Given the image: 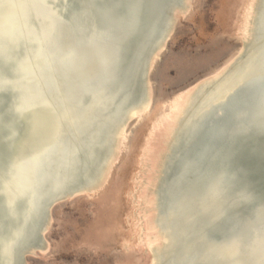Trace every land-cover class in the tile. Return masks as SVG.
I'll use <instances>...</instances> for the list:
<instances>
[{
	"label": "water",
	"instance_id": "95a60500",
	"mask_svg": "<svg viewBox=\"0 0 264 264\" xmlns=\"http://www.w3.org/2000/svg\"><path fill=\"white\" fill-rule=\"evenodd\" d=\"M185 5L187 0H0V11L14 8L11 15L0 13V139L13 152L0 166V264H25L31 248L46 241L54 205L72 197L77 182L86 186L101 178L132 108L149 99L150 87L156 97L148 82L161 55L155 53L172 35L175 8ZM145 11L153 16L147 24ZM159 22L162 32L153 43ZM138 38L143 43L128 55ZM239 43L243 51L193 90L170 128L154 186L155 222L164 237L153 250L158 264H246L240 250L225 263L214 255L229 242L264 247V203L236 190L229 169L212 173L204 155L195 161L187 155L215 122L218 138L264 132V0L254 1ZM138 71L141 97L130 104L128 83ZM40 110L57 111V121L51 136L25 151L19 127L29 126V136L37 126L30 117ZM217 153L212 147V157L219 159Z\"/></svg>",
	"mask_w": 264,
	"mask_h": 264
},
{
	"label": "rangeland",
	"instance_id": "374dc122",
	"mask_svg": "<svg viewBox=\"0 0 264 264\" xmlns=\"http://www.w3.org/2000/svg\"><path fill=\"white\" fill-rule=\"evenodd\" d=\"M248 1L193 0L190 16L178 22L172 40L158 60L151 79L156 94L151 113L128 129L126 146L105 188L95 197L55 205L51 210L53 224L46 233L50 255H27L25 264H148L145 248L139 246L136 250L129 194L150 124L161 99L217 67L235 51ZM138 228L144 231V219L139 221ZM125 241L129 249L123 245Z\"/></svg>",
	"mask_w": 264,
	"mask_h": 264
},
{
	"label": "bare ground",
	"instance_id": "6f19581e",
	"mask_svg": "<svg viewBox=\"0 0 264 264\" xmlns=\"http://www.w3.org/2000/svg\"><path fill=\"white\" fill-rule=\"evenodd\" d=\"M254 1L255 0L248 1L245 12L242 14L243 23L241 26H239L240 39L246 38L248 29L250 28V18ZM192 3L193 0H187V5L180 7L178 6L175 8L174 17L176 20V25L174 27L172 35L167 40H165L164 43L160 44V46L157 48L158 50L155 53V56H158L159 54H162L166 51L167 46L172 40L173 35L176 31L175 28H177L178 22L185 21L190 16L192 11ZM13 10L14 8L6 7L3 8L0 13H4L3 17H5L6 15H11V12ZM122 12L123 10L120 8L118 13L121 14ZM152 19L153 16L151 15V13L145 11L142 16V20L144 21V23L147 24L151 22ZM162 28L163 25L159 22L156 25V31L154 35L151 37L153 43L156 39H158L160 32H162ZM151 39L148 41L149 43H147V45L145 46L146 52L152 47L153 43ZM142 43V41L140 43L139 38L137 40H134L133 44L131 43L128 46L127 54L132 55L133 53L134 55L137 46L141 45ZM242 45L243 44L239 43V45H237V47L235 48V51L231 55H229L220 65L207 71L202 76L197 77V79H195L189 85L174 92L170 97L161 99L159 102L158 111L150 124L149 133L137 159L138 170L133 177V190L129 194L132 203L130 226L131 230L134 232L135 235L136 250L138 251V249L142 246L145 248V251L149 254L148 264H158L156 260V252H154L153 250L161 244L164 238L162 231L159 228V225L155 222L156 211L154 186L157 177L160 156L161 153L165 150L166 143L170 134V128L173 126L175 118L180 112V108L183 106L184 102L186 101L188 96L193 92V90H195V88H197L203 82H206L207 80L218 76V74H220L222 70H224L226 66H228V64H230L234 60L237 54L243 51ZM1 71H5L7 73V70H4L3 68L1 69ZM138 76L139 71L135 73L132 80L128 83V86L131 85L128 97V102L130 104H136L141 97ZM58 81L61 85L62 80L58 79ZM148 82L151 86L152 80L149 79ZM65 87L66 86L64 85V90ZM150 89L151 90L149 99L139 106H134L129 113L127 122L123 123L120 126L117 134V140L114 145V152L110 156L101 178L97 180V182L86 186H82L81 182H77L73 186V193L75 194L72 197L67 196V198H65L63 201H66L68 203L80 197L92 198L95 197L100 191L105 188L106 184L111 178V175H113L112 172L119 163L120 157L122 155V148L126 146L125 142L128 138V129L131 125H133L132 127H134L135 125L140 124L151 113L155 99L152 87H150ZM8 98H6L5 96L3 101L7 103ZM255 98L256 97L254 96L248 98L247 103H249L250 107L255 104ZM56 113L58 112L56 111ZM55 114L40 110L37 114L31 116L30 120L32 121V123L36 122L37 126L36 128H32L31 126V131L28 132L29 136H27L26 134L27 130L30 129L29 126H27L28 129L26 126L19 127V133L21 132V136L23 137V139H25V151L29 150L32 144H34L35 147L40 145L41 142L39 141L44 135L51 136L52 126L57 121V117ZM11 117V115H6L5 119L10 120ZM224 122L226 125L229 126V117L225 118ZM219 123L220 122H215L211 128V131L202 132L201 135L198 137L199 139L194 144L192 152H189L187 155L190 159H192V161H195V158L197 156L204 155L206 158L207 167L211 170L212 173H220L222 171L224 172V170L226 169H229V171L233 173V184L235 189L246 190L253 193L256 197V203L258 205H261L262 203H264V132L259 134L251 132L245 136L239 137L234 140H231V138H227V136H222L221 138H218L215 136L214 132L220 126ZM3 145L4 142H2L0 139V166L5 165L11 158V155L13 153L10 151L11 149L8 151ZM212 147L218 150L219 153H217V155L220 156L219 159L216 157H212ZM17 153L18 150L16 151L15 155H17ZM31 154L32 152L29 151L26 157L30 156ZM102 155L103 152H100L98 154V156ZM18 156L19 154L17 155V157ZM192 165L195 171L201 172V170L198 169V164L194 165L192 163ZM172 177L173 175L171 174L169 176L170 180ZM66 195L70 194L68 193ZM142 219H144L145 222V229L144 231L140 232L138 226L139 221H142ZM52 224V217H50L46 230L43 232V237L46 240L45 243H43L41 246H33L31 248L33 249V253L29 254V256L36 255L37 253V255L40 254L44 258H47L50 255L51 244L47 240L46 233L48 232ZM250 224H252V222H250ZM123 245L126 247L125 249H129L127 246L128 241H125ZM237 250H240L242 252L240 254V258L242 259L243 263L264 264V247L263 244H259L257 242L249 243L246 245H243V243L241 242H229L228 245H226V248L219 249V254H215L214 256H219L222 260L221 263H225L227 261L228 255H232ZM146 252L144 253L146 254Z\"/></svg>",
	"mask_w": 264,
	"mask_h": 264
}]
</instances>
